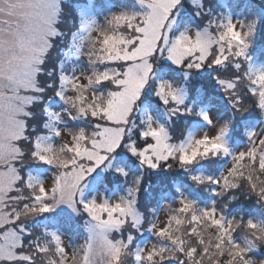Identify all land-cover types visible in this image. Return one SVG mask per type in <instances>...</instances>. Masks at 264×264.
<instances>
[{
  "label": "snow or ice",
  "instance_id": "6c2138e0",
  "mask_svg": "<svg viewBox=\"0 0 264 264\" xmlns=\"http://www.w3.org/2000/svg\"><path fill=\"white\" fill-rule=\"evenodd\" d=\"M181 3L138 0L139 7L134 10H117L113 4L107 11H94L95 4L79 5L76 0H0V264H37L50 251L48 264H98V258L99 264H120L133 236L129 233L125 242L117 239V234L123 237L127 229L138 230L142 224L137 208L141 176L119 194L108 175L111 170L127 180L128 172L118 161L122 153L138 162L141 173L170 168L173 161L187 171L200 160L230 157L229 167L218 177L191 179L223 190L236 189L244 180L257 202L264 205V135L247 129L249 146L236 153L231 152L227 139L237 118L245 124L264 125V68H254L249 54L261 17L253 14L233 19L228 13L219 23L213 20L194 28L185 22L181 28ZM191 3L204 8L203 0ZM256 4L264 12V0H256ZM195 15L200 17V11ZM101 17L111 30L102 28ZM65 18L75 24L70 34L61 29ZM65 35L67 47L56 68H46L55 41ZM86 41L87 54L93 58L90 62L97 67L82 78L65 74L68 50L75 48L80 53ZM159 61L179 69L184 80L163 78ZM53 71L57 74L55 86L49 80L42 87L41 77L51 76ZM205 71L211 73L227 100L231 110L227 119L213 118L209 114L210 94L189 85L190 75ZM242 80L247 82L243 96L238 91ZM150 83H154L151 89ZM96 88L105 91L98 95ZM49 89L52 92L46 100L37 95ZM67 90L72 95L66 96ZM146 90L158 99L162 121L148 105L140 114L139 102ZM55 99L75 104L92 131L80 128L68 139L51 122L43 121L42 130L50 129L55 137L66 141L59 147L45 145L49 137L37 132L34 124L29 126L33 116L30 109L41 103L47 116L58 121L59 114L47 108ZM253 112L258 121L249 115ZM181 116L199 118L209 131L199 138L189 132L186 141L171 143L169 125ZM134 129H138L135 139ZM24 160L48 166L51 174L47 179H37L26 171ZM178 204L166 223L147 229L168 241L175 253L167 247L139 249L135 257L138 262L254 264L248 253L256 244L249 240L242 247L236 242L232 219L226 221L214 206L197 210L196 202L184 197ZM51 213L68 214L63 218V228L78 229L79 243L66 242L65 232L57 227L44 232L51 237L50 249L27 227L28 217ZM53 223L61 225V220ZM185 225H190V230ZM200 225L215 231L214 242L201 238ZM246 227L264 242V226L249 219ZM182 231L188 240L181 238Z\"/></svg>",
  "mask_w": 264,
  "mask_h": 264
},
{
  "label": "rangeland",
  "instance_id": "374dc122",
  "mask_svg": "<svg viewBox=\"0 0 264 264\" xmlns=\"http://www.w3.org/2000/svg\"><path fill=\"white\" fill-rule=\"evenodd\" d=\"M79 5L88 6L90 4H95L96 7L94 11H99L100 8H104L107 11V8L113 4L116 6L117 10L123 8L125 10H134L139 7L138 0H76ZM204 8L199 9L198 6H195L191 3V0H182L181 6L179 8V18L180 26L183 28L185 22L194 28H200L203 25H207L210 21H215L219 23L224 15L231 13L233 19H244L246 16L253 14L259 15L261 17L260 24L257 29L254 41L250 46L249 54L252 59L250 63L254 68H264V59L258 61L260 56H264V12L261 11L260 7L256 4V0H203ZM210 9V10H209ZM200 11V17H197L195 13ZM100 24L102 28L106 30H111L110 26L105 22L103 17L100 18ZM75 27L74 23H69L67 18L61 24L62 31L70 34L73 28ZM95 35V34H93ZM68 35H65L63 38L58 37L55 41V46L52 51L49 53V60L46 64V68L51 67L52 69L56 68V61L61 59L62 50L67 47ZM253 46L258 54H251ZM89 51L88 42L86 41L83 47V50L80 53L76 52L75 48L68 50V56L65 57V66L64 72L70 76H81L88 75L91 73L94 65L90 61L93 59L87 53ZM70 57V59H69ZM157 67L161 69L163 78L170 79L176 82H181L184 80L183 75L180 70L175 66H172L166 61H159ZM217 73L221 76L224 75L219 69L216 70ZM49 80H51L55 86L57 81V74L53 71L51 76L44 75L41 77V86L43 87ZM188 82L192 88H203L211 96L212 107L209 108V114L215 119H227L230 115V109L227 104V100L224 98V94L220 91L219 87L215 84L214 80L211 77V73L208 71L194 73L189 76ZM246 81L242 80L240 88L238 89L241 96L244 94V88ZM154 87V83H150L149 89ZM94 91L99 95L105 90L102 88H96ZM52 89L47 90L45 93L37 94L42 95L45 100L51 94ZM66 96L72 95L70 90L65 91ZM140 104V114H144V106L148 105L149 110L154 116H156L161 121L163 120V115L160 112V106L158 99L151 95L150 90H146V94L142 96ZM48 111L55 114H59V120H52L50 116L43 111V104L37 103L33 105L30 111L33 112L31 120H29V126L34 124L36 126V131L41 135H46L49 137L48 140L44 141L45 145L49 143H54L57 147L61 146L66 141L61 138L55 137L54 133L50 129L41 128L43 121H49L52 123L54 128H57L63 132V135L68 139L77 132L80 128L85 129L87 133L92 131L91 124L86 117L81 116L78 113L77 107L73 103H64L59 99L52 100L50 103H47ZM249 115L258 118L256 113H250ZM243 119H247V116ZM197 118L190 116H181L176 118L171 125H169L170 135L172 136L171 143L180 144L182 141H186L188 133L192 132L196 138H199L206 131H209L207 126L201 122L195 124L190 129V123ZM235 121L230 131L228 139V147L231 149L232 153L239 152L241 150H246L249 146V142L238 143L234 141L233 132L235 131ZM257 135H264V125L257 123L253 128ZM138 129H134L133 137L137 138ZM27 152V148L24 149ZM118 161L121 166L125 167L128 172L127 180L123 177H120L118 174H114L110 170L108 173L114 189L119 194H123L128 185L134 184L136 176H141V182L139 186L137 208L142 216V224L139 229H127L123 237L120 234H117V239H124L127 242L126 237L130 233L133 236V241L127 249H125L124 254L121 256L120 264H143V262H138L136 260V255L139 249H150L153 246L157 247H167L171 248L173 253H175V248L166 240H161L153 232H149L148 226L152 224H161L166 223L169 216L173 215L178 208V201L184 197L188 200H193L196 202V208L207 209L214 206L217 209L219 215H223L225 220H233L234 232L233 236L237 243L242 247L247 246V241L251 240L256 244V247L263 249L264 260V242H261L256 239L255 236L251 234V231L246 227L247 221L251 219L254 223H258L262 226L264 224L259 223L258 220L244 216L241 214H233L231 206L233 205V197L235 200H238L237 195L242 194L244 196H255L251 191L250 187L244 180H241L236 189L223 190L217 185H212L210 183H200L197 184L194 180L191 179L193 176L207 177L212 176L213 173L219 169V166L223 163H226L222 171H225L229 167L230 157H224L217 155L205 160H200L193 163L189 166L188 170L185 171L184 168L179 166L178 161L172 162V167L165 168L161 167L157 170H144L141 173V169L138 165V162L126 153L118 155ZM26 171H30L31 174L37 179H47L51 174L48 166L41 165L39 163H32L30 160H24L22 162ZM221 167V166H220ZM168 191L164 192V190ZM214 191L218 194H214ZM164 192V193H162ZM113 197L116 196V193H112ZM99 196V194H98ZM213 202L215 204L213 205ZM256 206L261 208L264 205H261L254 201ZM159 206V207H156ZM68 214L62 213H51L46 214V216L41 217H28L27 218V227L33 231L34 234L39 235L42 243H46L50 249L53 245L51 242V237L44 235V232L55 230L57 227H61V230L65 232V241L71 243H79L80 234L78 229L63 228V218ZM60 219L61 225L54 224L53 221ZM187 230H190V225H185ZM199 231L201 233V238L205 241L209 239H215V231L211 228H206L204 225L199 226ZM181 238L188 240L186 231L181 232ZM190 242V241H189ZM253 253L250 251L248 253V258L251 257ZM52 252L50 251L47 256H43L37 260V264H48V260L51 257ZM252 259V257L250 258ZM261 261V260H260ZM99 264V258H98ZM167 264H175L174 261H168Z\"/></svg>",
  "mask_w": 264,
  "mask_h": 264
},
{
  "label": "trees",
  "instance_id": "16d2710c",
  "mask_svg": "<svg viewBox=\"0 0 264 264\" xmlns=\"http://www.w3.org/2000/svg\"><path fill=\"white\" fill-rule=\"evenodd\" d=\"M253 55L258 54V52L255 50V46H253L252 49V53ZM258 61H262L261 59H264V56H260L258 58ZM246 120V119H245ZM256 120H259V117L256 118ZM258 122L256 123H242L241 118H237L235 120V131L233 132V138L234 141L242 143V142H247V137L245 135V132L247 129L249 128H254V126H256ZM226 163H223L219 166V169L213 173V177L215 178L216 175L220 172V170L222 168H224L226 165ZM167 192L168 189L164 190V192ZM162 192V193H164ZM236 197V196H235ZM237 198H239L238 200L233 199V205L231 206L232 210H233V214H241L244 216H248L250 218H254L256 220L259 221V223L264 224V207L261 208L259 205L256 206L255 204V200H257L254 196L252 195H248V196H244L242 194L237 195ZM158 207V206H156ZM253 253L251 254L252 260L254 262V264H259L260 260H262V255H263V249L262 248H254L251 250ZM249 257V258H251Z\"/></svg>",
  "mask_w": 264,
  "mask_h": 264
}]
</instances>
